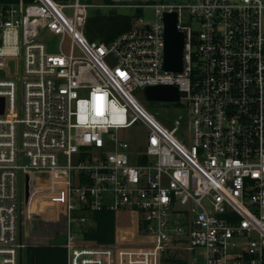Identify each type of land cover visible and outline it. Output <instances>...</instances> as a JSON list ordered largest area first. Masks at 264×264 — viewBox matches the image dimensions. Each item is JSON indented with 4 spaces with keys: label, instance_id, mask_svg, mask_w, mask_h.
Masks as SVG:
<instances>
[{
    "label": "built area",
    "instance_id": "obj_1",
    "mask_svg": "<svg viewBox=\"0 0 264 264\" xmlns=\"http://www.w3.org/2000/svg\"><path fill=\"white\" fill-rule=\"evenodd\" d=\"M133 5L154 22L109 43L86 37L84 0L0 6V264H21L20 178L33 173L64 185L66 264H163L175 245L195 264H264V0ZM166 13L184 34L181 72L164 68ZM159 85L178 89L186 123L166 129L133 96ZM137 123L148 136L133 164L117 132ZM82 209L115 214L113 243L72 232ZM119 213L136 218L133 240H119Z\"/></svg>",
    "mask_w": 264,
    "mask_h": 264
},
{
    "label": "rangeland",
    "instance_id": "obj_2",
    "mask_svg": "<svg viewBox=\"0 0 264 264\" xmlns=\"http://www.w3.org/2000/svg\"><path fill=\"white\" fill-rule=\"evenodd\" d=\"M69 1L70 0H65L62 2L67 3ZM88 3L95 5V7L89 8L88 17H93L96 14L106 16L110 13L134 15L136 9L125 6H134L133 4H137L131 2H114L113 4H107L106 0H90ZM141 15L147 23H153L155 20V14L152 9L143 10ZM184 20H187L186 14ZM44 40L49 43L52 52H58L56 37L47 34ZM133 96L137 102L166 129H172L174 127V122L179 117L183 118V123L187 122V114L179 105L168 102L149 101L143 89L135 91ZM147 136L148 130L146 126L141 123H137L128 129L117 132L119 140L127 142L130 145L128 155L133 164L135 160L138 159V156L143 153ZM88 158H90L89 154ZM62 162L64 164L67 163L66 157H63ZM72 163L74 165L78 163L76 156L72 158ZM57 177L58 175L55 173L51 175L33 173L30 175H23L20 178L21 232L24 243L21 264H27V253L30 248H63L62 246L66 241V218L64 214H61L63 213L64 185L59 183L60 180L58 181L57 179L58 185L56 188L58 187V191L54 192L53 183L56 181L55 179ZM76 177L77 174L73 173L71 177V182L73 184L77 183ZM74 203L77 204V201L74 200ZM75 217H81V213L76 212ZM117 226L119 227L118 238L120 241L133 240L135 238V217L131 218V216L127 214L119 213L117 216ZM71 229L73 233H77L81 236L79 222H72ZM169 255L185 259L189 264H195L193 257L183 246L175 245L170 248Z\"/></svg>",
    "mask_w": 264,
    "mask_h": 264
},
{
    "label": "trees",
    "instance_id": "obj_3",
    "mask_svg": "<svg viewBox=\"0 0 264 264\" xmlns=\"http://www.w3.org/2000/svg\"><path fill=\"white\" fill-rule=\"evenodd\" d=\"M62 2L65 0H55ZM89 2L90 0H84ZM20 0H0V6L9 7L18 4ZM30 3L32 0H23ZM107 4H113L112 0H106ZM141 4V3H137ZM136 4V5H137ZM143 10L136 9L134 15H121L110 13L109 15L96 14L89 17L86 25V37L90 41L109 43L119 35L131 29L135 18L141 17ZM82 209L80 212H84ZM87 223L82 226L81 235L85 242L110 244L115 241L116 218L113 212L102 211L86 213ZM27 264H66V250L58 247L30 248L27 253ZM163 264H189L185 259L167 255Z\"/></svg>",
    "mask_w": 264,
    "mask_h": 264
},
{
    "label": "water",
    "instance_id": "obj_4",
    "mask_svg": "<svg viewBox=\"0 0 264 264\" xmlns=\"http://www.w3.org/2000/svg\"><path fill=\"white\" fill-rule=\"evenodd\" d=\"M114 2H155V1H184V0H112ZM178 15L166 13L164 15V68L170 72H181L183 68L184 34L177 28ZM11 73L15 71V62L10 61ZM145 96L149 101L175 103L180 99V93L175 86H153L144 89ZM5 99L0 97V114L4 113Z\"/></svg>",
    "mask_w": 264,
    "mask_h": 264
},
{
    "label": "crops",
    "instance_id": "obj_5",
    "mask_svg": "<svg viewBox=\"0 0 264 264\" xmlns=\"http://www.w3.org/2000/svg\"><path fill=\"white\" fill-rule=\"evenodd\" d=\"M59 183H61V184H62V180H60V181H59Z\"/></svg>",
    "mask_w": 264,
    "mask_h": 264
},
{
    "label": "snow or ice",
    "instance_id": "obj_6",
    "mask_svg": "<svg viewBox=\"0 0 264 264\" xmlns=\"http://www.w3.org/2000/svg\"><path fill=\"white\" fill-rule=\"evenodd\" d=\"M121 75H123V74L121 73Z\"/></svg>",
    "mask_w": 264,
    "mask_h": 264
}]
</instances>
